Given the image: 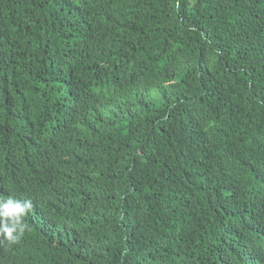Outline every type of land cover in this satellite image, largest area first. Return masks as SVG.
<instances>
[{
	"label": "trees",
	"instance_id": "1",
	"mask_svg": "<svg viewBox=\"0 0 264 264\" xmlns=\"http://www.w3.org/2000/svg\"><path fill=\"white\" fill-rule=\"evenodd\" d=\"M0 264H264V0H0Z\"/></svg>",
	"mask_w": 264,
	"mask_h": 264
},
{
	"label": "clouds",
	"instance_id": "2",
	"mask_svg": "<svg viewBox=\"0 0 264 264\" xmlns=\"http://www.w3.org/2000/svg\"><path fill=\"white\" fill-rule=\"evenodd\" d=\"M31 209V200L0 195V242L12 245L20 241L27 228L24 219Z\"/></svg>",
	"mask_w": 264,
	"mask_h": 264
}]
</instances>
